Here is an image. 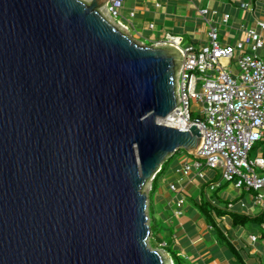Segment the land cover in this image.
<instances>
[{
    "label": "water",
    "instance_id": "95a60500",
    "mask_svg": "<svg viewBox=\"0 0 264 264\" xmlns=\"http://www.w3.org/2000/svg\"><path fill=\"white\" fill-rule=\"evenodd\" d=\"M105 2L0 0V264H169L142 190L202 140L160 122L183 53L138 45Z\"/></svg>",
    "mask_w": 264,
    "mask_h": 264
},
{
    "label": "built area",
    "instance_id": "2783aa9c",
    "mask_svg": "<svg viewBox=\"0 0 264 264\" xmlns=\"http://www.w3.org/2000/svg\"><path fill=\"white\" fill-rule=\"evenodd\" d=\"M80 1L89 3L92 0ZM122 8V0H106L98 11L135 41L140 35L123 16ZM239 8L253 11L247 2H241ZM199 14L209 25L206 44L195 47L170 33L151 44H173L183 53V62L176 75L178 104L165 118L166 125L181 130L194 125L202 135L194 157L190 156L175 173L203 180L206 169L215 173L221 171L222 181L232 183L237 190L253 193V203L264 211V157L249 158L252 147L264 140V57L259 55L264 49V21L258 20L255 27L245 29L244 39L232 45H220L214 26L218 12L201 9ZM128 17L133 18L134 12ZM229 19L227 14L219 18L224 25ZM148 29L152 31L154 25L149 24ZM140 41V44L135 42L147 46ZM192 113L197 117L191 118ZM220 183L218 181L210 189L219 187ZM168 189L177 195L173 217H179L184 197L174 183H170ZM148 190H151V181ZM239 207L245 206L240 202ZM225 210L241 214L232 204ZM249 239L264 250V221ZM158 247L164 250L165 244ZM168 259L169 264H173L169 255Z\"/></svg>",
    "mask_w": 264,
    "mask_h": 264
},
{
    "label": "crops",
    "instance_id": "0c3cea01",
    "mask_svg": "<svg viewBox=\"0 0 264 264\" xmlns=\"http://www.w3.org/2000/svg\"><path fill=\"white\" fill-rule=\"evenodd\" d=\"M122 1L123 11L128 9V15L130 12H134V17H128V19L131 21L132 19L138 18L144 23L148 16H153V13H155V10L147 7V5H153L154 9H159L161 6H165V8H167L166 5L168 4L167 0L162 4L158 3L156 0H146L145 3H139L133 0L128 6H126L125 0ZM200 2L204 4L202 9L208 10V0H206V2L200 0ZM241 2L249 3L252 6L253 11L240 9L239 5ZM155 4H159V7H156ZM213 10L218 12L217 20L214 26L218 32L220 31L222 33L221 43L224 45H232L237 41L244 39L245 29L255 27L258 20L264 21V0H256L255 2H251L249 0H229L228 4H225L222 10H220L217 6L214 7ZM225 14L229 15L230 19L229 23L224 25L221 24L219 18ZM147 22L148 25L152 23L151 21ZM152 24L154 25V29L152 31H154L156 30V27L154 23ZM204 24L205 29L202 35L203 37L198 40L197 38L190 36L189 39L184 41L191 43L195 47L206 44L209 25L206 24V22ZM133 27L135 29L134 25ZM147 30H149L148 26ZM195 31L196 29H194L193 32ZM166 33L168 32H160L154 36V38H150L147 35H144L143 37V35L139 33V39L144 41L147 46H151L154 42L163 39V36ZM172 35L179 36L177 34ZM186 161L187 159L185 160V158L181 157L176 161L177 163L175 166H172L171 168L170 166L168 167L165 172H168L169 170L173 171V177L169 179V182L172 178L174 180L181 179L180 176L175 173V170ZM204 174L205 178L203 180L200 179L201 182L196 184L194 183V180H192V177L194 178L193 175H190V178L182 179V187L188 190V194L190 196L189 199L192 204L186 206L183 205L184 208L182 207L183 213L181 216H183V214L186 215L183 221L173 222L171 220L169 222L168 220L170 219V216H167L166 212L168 210L171 212V204H165L164 202H161L160 204L157 199L156 202H154V200L150 197L153 193L149 194V210L152 222L155 223V225L160 222L161 224H164L166 228L170 227L172 229V237L170 238L173 243L172 248L175 250L176 256L182 260L183 264H264V250L259 244H252L250 242L249 236L254 233H247L245 236L246 225H234L231 217L225 216L220 219L212 212V217L215 220V226H210L205 219H203L204 216L201 212H199L196 205L197 203H203L205 201V197L206 200L210 201L218 208L225 209L226 206L232 204L238 211L243 209L245 210L246 214H241L254 217L264 211H262L260 205L253 203V193L248 192V194H250L248 202L245 201L246 192H239V197H234L233 194H231V196L223 197L221 195L214 200V198L207 193L208 190L216 191L223 185L220 183L219 187H213L210 189V186L218 182L216 181L215 173L209 170L205 171ZM183 197L187 198L186 195H183ZM185 202L186 201L184 199V204ZM240 202L244 204V208L239 207ZM261 223H255L253 224V227L256 225L258 230ZM174 228L176 230H174ZM215 228H217L218 231ZM164 234H162L161 237L164 236ZM219 234H222V236Z\"/></svg>",
    "mask_w": 264,
    "mask_h": 264
},
{
    "label": "rangeland",
    "instance_id": "374dc122",
    "mask_svg": "<svg viewBox=\"0 0 264 264\" xmlns=\"http://www.w3.org/2000/svg\"><path fill=\"white\" fill-rule=\"evenodd\" d=\"M131 1L133 0H125V4L126 6H128ZM139 3H145L146 0H135ZM158 3L162 4L164 1L166 0H156ZM168 4L166 5L167 8H165V6H161V8L159 9H154L153 5H147V7L152 8L153 10H155L153 13V16H148L146 18L145 23L143 21H140L138 18L136 19H132L131 21L128 19V9L126 10H122L123 16L129 20V22L135 26V29L137 30L138 33L142 34L143 37L144 35L149 36L150 38H154V36H156L158 33L162 32H168V33H172V34H177L179 36L182 37L183 40H187L189 39L190 36H193L195 38H197L198 40L203 37V32L205 29V20L200 16L199 11L202 9V7L204 6V4H202L200 2V0H170L167 1ZM203 2H206V0H203ZM229 0H208V10L212 11L214 7H218L220 10H222L223 6H225V4H228ZM146 5V4H145ZM206 5V4H205ZM147 21H151L152 23L155 24L156 30L154 31H150L147 30V26H148V22ZM216 28V27H215ZM194 29H196L195 32ZM132 30V28H131ZM218 33V43L220 45H224L221 43V39H222V33L219 31H217ZM135 41L140 44L141 41L139 39H135ZM259 55L261 57H264V50H261L259 52ZM192 117H197L196 113H192ZM264 151V150H263ZM262 154V150L257 148V149H253L252 151H250L249 153V158L253 159L256 156H259ZM181 157L185 158V160L189 159L190 156L187 155L185 153L184 150H180L178 151L176 154L173 155V160L170 164V168L172 166H175V164L177 163L176 161L178 159H180ZM179 163V161H178ZM206 171H209L208 169H206ZM215 173V172H214ZM180 176L181 179H177L174 180L172 178V180L169 182V179L171 177H173V171L169 170L168 172H164L162 175H160L157 179V184H158V189L150 196L154 202H156V199L158 200V202L161 204V202L166 203H170L172 206V210L171 212L168 210L166 212L167 216H170V219L168 220L169 222L172 220L173 222H178V221H183L185 219V214H183V216L181 217H172L173 216V212L175 210V199H176V194L169 192L168 186L170 183H174L176 185V187L180 190L182 195H186L187 198L185 199V204H183L184 206L186 205H192L191 201H190V196L188 194V190L182 187V179L183 178H190L191 176H183L182 174L178 175ZM216 176V181H220L221 184L223 185L220 189L216 190V191H211L208 190V194L211 195V197L214 198V200H216L218 197H220L222 195L223 196H231V194H233L234 197H239L240 193H244L245 191L243 190H237L233 187L232 183H228L226 184L224 181L221 180V171H217L215 173ZM192 180H194V183H200V179L196 178L194 176V178L192 177ZM150 184V181H148L146 183V185L143 188V192L144 194L147 195V200L149 199V190H148V185ZM193 195V194H192ZM192 197V196H191ZM196 197V196H195ZM249 197L250 194H248V192H246L245 194V201H249ZM216 198V199H215ZM204 200H206V198L204 197ZM148 202V201H147ZM147 207H146V215L148 218L147 221V225L149 226V213H148V203ZM184 208V207H183ZM183 208H181V212L183 213ZM243 214H246L245 210H241L240 211ZM203 219H205L203 217ZM172 223V222H171ZM164 225V224H163ZM165 226V225H164ZM254 225L251 223H248L245 226V236L251 233H256L257 232V227L255 225V227H253ZM174 230H176L174 228ZM256 230V232H255ZM148 248L154 250V249H160L158 246H153L151 245V243H149L148 241L146 242Z\"/></svg>",
    "mask_w": 264,
    "mask_h": 264
},
{
    "label": "trees",
    "instance_id": "16d2710c",
    "mask_svg": "<svg viewBox=\"0 0 264 264\" xmlns=\"http://www.w3.org/2000/svg\"><path fill=\"white\" fill-rule=\"evenodd\" d=\"M251 2H255L256 0H249ZM194 118V117H191ZM261 149L262 154L261 156L264 157V140L256 143L251 151L253 149ZM177 153V152H176ZM175 153V154H176ZM174 155V154H173ZM173 155L166 158V160L161 164L160 171L155 175L154 179L151 181V190L149 194L154 193L158 189V184H157V179L160 175H162L170 166L172 160H173ZM228 184V183H226ZM149 202V200H148ZM197 209L199 212L202 213V215L205 218V221L210 225V226H215V220L212 217V212L215 213L216 217L222 219L225 216L231 217L232 223L234 225H242L245 226L248 223H261L264 219V212L259 214L258 216L254 217H249L243 214H238V213H233L230 211H226L225 209L218 208L214 206L210 201L205 200L203 203H197ZM148 217H149V228H150V237L148 239V242L151 243L153 246H158L159 244L164 243L165 248L164 251L168 253L173 261V264H183L182 260L179 259V257L176 256L175 250L172 248L173 243L170 240L172 237V229L170 227L166 228L165 226H162L160 222L155 225V223L152 222V219L150 217V210H149V204H148ZM154 224V225H153ZM217 230V228H215ZM218 231V230H217ZM165 233V234H164ZM164 234V236L161 237V235ZM222 236V234H219Z\"/></svg>",
    "mask_w": 264,
    "mask_h": 264
},
{
    "label": "bare ground",
    "instance_id": "6f19581e",
    "mask_svg": "<svg viewBox=\"0 0 264 264\" xmlns=\"http://www.w3.org/2000/svg\"><path fill=\"white\" fill-rule=\"evenodd\" d=\"M160 122H161V124H164V125H166V124H167L165 119H163V120H160Z\"/></svg>",
    "mask_w": 264,
    "mask_h": 264
}]
</instances>
